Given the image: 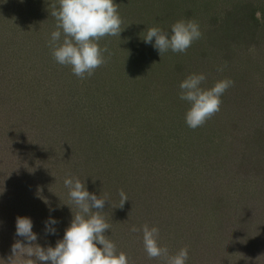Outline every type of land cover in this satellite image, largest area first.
Returning a JSON list of instances; mask_svg holds the SVG:
<instances>
[{
	"label": "rangeland",
	"instance_id": "1",
	"mask_svg": "<svg viewBox=\"0 0 264 264\" xmlns=\"http://www.w3.org/2000/svg\"><path fill=\"white\" fill-rule=\"evenodd\" d=\"M52 2L0 0V105L4 106L0 113V164L15 160L9 168H13L11 171L0 170V217L3 218L0 219V250L8 251L11 247L7 245L18 239L14 236L15 225L9 228L6 223L11 220L6 217L12 212L16 213L15 217H32L30 205L40 206L36 217L33 216L38 243L46 246L44 241L49 240L44 234L46 209L40 204L52 198L50 188L53 191L57 183L49 174L51 152L46 150L45 158L39 156H44L41 148L45 147L36 135L43 134L45 129L51 133L60 131L59 135L93 130L99 135H94L89 144L98 152L97 137L107 143L112 148L113 159L120 157L124 161L125 176L127 171L142 167L136 173L153 187L147 204L153 205L152 209L143 214L136 205L124 213L121 209H127L130 197L128 193V201L121 208L119 192L127 185L122 183L119 191L111 188L113 204L105 211L110 225L106 235L118 251L127 254L129 264H159L145 253L142 233L130 231L139 222L140 227L161 226L162 231L169 226L171 237L173 227L183 223L193 234L183 233L182 247L188 243L190 247L195 241L200 250L207 245L214 247L217 231L212 230L227 235V230L220 231L237 222L219 220L199 199L202 204L218 209L217 214L223 210L230 217L231 209H222L226 202L235 210L244 208L246 202L252 211L255 202L250 199H264V0H115L123 21L122 33L120 37L99 41L101 48L108 49L107 62L85 79L69 72L71 83L78 88L75 98L67 93L69 101L56 105L52 101L51 105L36 111L31 96L25 94L26 102L21 100L24 95L20 89L26 82L38 79L41 85L46 83L37 65L48 60L44 52H47L50 33L55 30V19L49 8ZM179 20L198 22L202 32V37L185 53L169 51L160 57L151 45L142 41L146 28L157 26L170 31L171 25ZM27 55H35V63L24 61ZM59 69L71 71L62 65ZM191 73L206 75L202 85L205 88L226 78L234 81L221 97L220 111L196 129L185 124L189 105L178 96L179 84ZM53 78L47 79L51 94L60 92L62 87ZM17 108L23 110L21 117L13 116ZM96 120L100 121V127L94 128L91 124ZM45 121L48 127H40ZM73 148L69 153L73 162L80 157L86 159L82 148ZM67 154L68 151L66 157ZM164 181L171 183L163 187ZM126 191L133 190L126 187ZM135 195L138 197L134 191ZM64 197L68 198L67 193ZM157 202L163 206L158 207ZM258 207L259 210L251 212L252 217L246 218L256 227L258 223L264 225V204ZM64 214L62 222L71 221ZM261 234L264 240V231ZM229 241L233 244L228 248L225 263L249 264L245 254L238 257L239 250ZM240 250L243 253L260 251L251 262L259 260L258 264H264V246L255 244L247 251L242 247ZM193 263L189 260V264Z\"/></svg>",
	"mask_w": 264,
	"mask_h": 264
},
{
	"label": "clouds",
	"instance_id": "2",
	"mask_svg": "<svg viewBox=\"0 0 264 264\" xmlns=\"http://www.w3.org/2000/svg\"><path fill=\"white\" fill-rule=\"evenodd\" d=\"M49 8L56 21L48 41L53 59L59 65L69 67L80 79L91 77L107 62L105 53L108 49L101 48L99 41L105 37H120L122 33L123 21L115 0H53ZM142 34V41L151 45L160 57L169 51L185 53L202 37L200 25L194 20H179L171 25L170 31L148 27ZM205 80V74L191 73L179 84V99L189 105L185 124L191 129L203 126L220 111L221 97L234 84L226 78L205 88L202 86ZM64 187L76 211L75 214L71 211L72 219L64 229L63 237L55 246H42L38 243L39 234L33 231L32 219L17 216L14 236L18 239L11 246V255L0 261L3 264H129L127 254L118 251L106 235L110 225L102 213L108 199L89 192L85 181L78 177L65 178ZM119 196L122 208L128 198L123 190ZM57 224L50 215L44 221V234L55 236ZM130 231L142 233L143 248L149 259L163 258V264H187L188 248H180L171 254L160 242L158 227L145 224L137 228L133 225Z\"/></svg>",
	"mask_w": 264,
	"mask_h": 264
},
{
	"label": "trees",
	"instance_id": "3",
	"mask_svg": "<svg viewBox=\"0 0 264 264\" xmlns=\"http://www.w3.org/2000/svg\"><path fill=\"white\" fill-rule=\"evenodd\" d=\"M54 25L56 24V21H54L53 23ZM13 44V43H12ZM11 44V45H12ZM8 48H10V46H8ZM47 52H44L45 55H48V60L51 61V64L49 63L48 60H46L45 63L43 64H38L37 66H39V73L41 74V78L44 79V81L46 82L45 85L42 84L41 85V81L36 80L33 81L34 84H32L33 82H26L23 86V88H21V93L24 95V98L22 97L21 100L26 102V96H31L30 99L32 98V101L35 103L36 111H40L39 108H45L47 107V105H51V102L53 101L54 105H56L57 103H64V101L68 100L69 98L67 97V93L70 94V96L75 98V95L78 94V88L76 85L72 84L70 81V74H68L69 70H60L59 69V64L55 62V60L53 59V57L49 58V54H51L50 48L48 45H46V49ZM10 52V50H8ZM13 51V50H12ZM30 51L26 52V54H28ZM37 58V56H36ZM23 60V59H21ZM35 55H27L24 56V61H30L31 63H35ZM37 60V59H36ZM35 65V64H34ZM64 68V67H63ZM54 77V78H53ZM57 77V79H56ZM59 77V78H58ZM53 78V80L57 81V85H62V87H60V92H56L54 94H51L50 92V88L47 85V79H51ZM36 82V84H35ZM39 91H42L43 93H39ZM20 93V91H18ZM17 93V94H19ZM71 93H73L74 95H72ZM26 94V96H25ZM15 94H13V96H15ZM21 95V94H20ZM37 98L35 99L34 97ZM43 97V99H42ZM35 99V100H34ZM45 99V102H41L42 100ZM67 101V102H68ZM74 102V101H73ZM47 104V105H46ZM45 105V106H44ZM4 110V106L0 105V113L2 114V111ZM23 112V110L21 111V109L17 108L13 111V116H20L21 117V113ZM37 114V113H36ZM12 117V114L9 113V120ZM7 118V117H6ZM8 120V119H7ZM8 120V121H9ZM12 124V122H10ZM43 125H47L48 127V122H42V124H40V127H42ZM50 125V124H49ZM91 125H93V127H100V121L96 120L95 122H93ZM77 129V128H75ZM49 132H46V131ZM55 130V129H54ZM73 131V130H72ZM43 134H38L36 135L37 139L39 141L42 142V144L44 145L45 148H41L43 151H45L44 156L43 155H39L41 156V158H45V154H47L46 152L49 150L52 154V157L48 158V163L49 167H50V175H52L53 180L56 181L57 183V187L55 189H53L52 191V187L50 188V200L49 201H44V203L40 204L42 207V209H46V211H44V217H49L50 215L53 216L57 221L58 224L56 225L57 228V233L55 236H51V235H47L49 237V240H45L44 242L46 243V246L48 245H52L55 246L56 241L59 239L58 237L62 236L63 237V233H64V229L69 225L70 220H68V223H63L62 222V218L65 216L64 212H66V214H68L69 217L72 218V212L73 214H75V207L71 204V202L69 201V198L64 197V193H67V190L64 187V180L65 178L68 177H78L81 181H85L86 186L89 190V192L91 193H95L97 195V197L99 198L100 195L102 197H106L108 199V203L106 202L103 211H106V208H109V206L111 204H113V199L111 201L112 195V191L111 188H117V190H120L121 185L120 184H124L127 183L126 187H128V189H132L133 191H126V187L123 188V191L128 194L129 193V197H130V203L127 202L126 204H128L127 209H121L123 210V212L125 213L126 211H129V209L136 205H138V209L145 211H150L152 208L151 205L149 204V206H147L148 204V199H150V195L151 192L153 190V187L149 186L150 183H144L143 181H147L144 176H138L136 172H139L142 167H140L141 169L137 170L133 169V171H127V175H124V170H123V166H125L124 161L122 159H120V157H116L113 159L112 157V148L107 147V143H103L102 140L100 139V137L98 136V141L100 142V149L99 151H95L96 148H93L92 144H89V140H94L93 137L94 135H99V134H94L95 131L93 130H75L74 132H68V133H63L64 135H59L60 131H54V133L50 132V129H45L43 130ZM66 134V135H65ZM101 136H103L102 134H100ZM64 136V137H63ZM90 137V139H89ZM59 139V140H58ZM76 142H80L79 145H74ZM41 144V143H40ZM95 144V141H94ZM49 145V148H47ZM63 146V147H62ZM79 146L80 148H82V150L87 154L86 155V159L85 158H78L77 160H75L73 162L72 159V155L69 156V153L72 152V150L74 149L73 147H77ZM106 146V147H105ZM62 149V150H61ZM47 150V151H46ZM109 150V151H108ZM66 151H68L67 157H66ZM12 153V152H11ZM83 153V152H82ZM8 156L12 157L10 155V153L8 154ZM67 159V160H66ZM3 162V161H2ZM13 163H15V160L12 158L11 161H8L4 164H0V170L4 171H11V169H9ZM143 170V169H142ZM149 172V171H148ZM146 176L149 174L145 173ZM137 177V178H136ZM56 178V179H55ZM125 179V180H124ZM148 179V177H147ZM121 180H124L121 181ZM8 182V179H7ZM9 183V182H8ZM169 183H171L169 181ZM167 181H164L163 187L168 186ZM172 184H176L174 182H172ZM112 188V190H113ZM177 188V187H176ZM162 190H164L162 188ZM134 191L137 193L138 197L134 194ZM141 192V193H139ZM18 196V195H17ZM22 196V200L24 199V205L25 207H27V201L25 199V197L21 194ZM11 197H13V194L11 195ZM250 199V198H248ZM16 200V199H15ZM29 201V199H27ZM198 200V199H197ZM251 201H254L255 204L254 205V209L259 210L260 207H258L259 205L262 207V204H264V199H259V198H253L250 199ZM199 202L201 205H204L206 207L207 210H211L210 212H212L213 214L218 215L220 218L219 220H224L225 221H229L233 219V221H236V225H231L230 227H223L225 228V230L220 231V232H225L226 230L228 231L227 235L221 234L218 232V230H212V232L217 231L216 234L214 235V239H215V246L211 247L208 246L204 247V250H200L198 244L196 245V241L194 243L190 242V247H188V244H185V247L188 248L189 250V258L187 261V264H189V260H191L192 262H194L193 264H215L216 262H219V264H226L225 260L227 259V254H228V248L229 246H232V242H230L229 240H232L235 243L234 248L238 249V257H240V254L243 255L245 254L246 257L249 259V264H253L251 262L252 259L256 258V256L258 255V253L260 251H247L250 248L254 247L255 244H259L261 245V248H263L264 246V240H261V232L264 231V225L261 223H258L257 227L252 225V221H248L246 218L247 217H252L251 212L249 210V204L246 205V202L244 204V208H240L239 210H235L233 209V206H231V208L229 207V205L226 202V205L224 208V210H228L231 209V215L232 217H230L227 214H224L223 210L220 211V214H217V211H219L218 209H213V207L209 206V204H202L203 202L199 199ZM142 203H146V205L142 204ZM197 203V202H196ZM207 203V202H206ZM67 205V206H66ZM158 207L162 205L161 202H157ZM197 205V204H196ZM39 204L38 207L37 206H32L30 205V212H32V221L33 216L36 217V212L39 209ZM44 207V208H43ZM219 208V207H218ZM264 208V207H263ZM50 209H52L53 211H50ZM71 209V210H70ZM234 210V211H233ZM72 211V212H71ZM223 212V213H222ZM13 214H8V216L6 218H9L11 220V223H6L8 224L9 228L12 229L13 224L15 225V220L16 217L14 216V212H12ZM147 212L143 213L146 214ZM103 215H105V212L102 213ZM64 215V216H63ZM261 215V214H259ZM228 216V218H226ZM5 218V219H6ZM137 218V217H135ZM134 218V219H135ZM186 218V216H185ZM256 218V217H255ZM254 218V219H255ZM0 219H3L2 217H0ZM253 220V219H252ZM187 223L189 220H186ZM217 223V221H216ZM183 224V223H182ZM182 224H177L178 226L173 227L174 228V233L173 236H170V227L168 226L166 229L163 228L164 230H161V226H158V228L160 229V233L162 236H160L161 238V244L163 246H166L169 249V252L171 254H174L176 251H178L180 248H184L182 247V242L185 240L183 239V233L187 234V233H191L192 229L189 230L185 225ZM142 224L141 222H139V224L137 225V228L140 227ZM190 226V224H188ZM172 226H174V224H172ZM193 228V227H191ZM217 228V227H216ZM194 229V228H193ZM110 231V230H109ZM193 234V232L191 233ZM230 234V236H229ZM58 236V237H57ZM264 236V235H263ZM10 238H7V241H9ZM187 242L189 241L188 239H186ZM235 240H237V242H235ZM230 244V245H229ZM8 247H11L12 244H8ZM6 246V250L7 247ZM240 247H242L245 251H247L246 253H243L242 250H240ZM232 248V247H231ZM1 249V248H0ZM3 249V248H2ZM231 250L229 249V252ZM200 254V255H198ZM11 255V249H9L8 251H1L0 250V258H4L5 260ZM237 255V254H236ZM157 261L159 264H163V258H156L154 261ZM0 261V264H3V262ZM259 260L257 262H255L254 264H258Z\"/></svg>",
	"mask_w": 264,
	"mask_h": 264
}]
</instances>
